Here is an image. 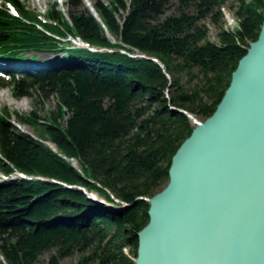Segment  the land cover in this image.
<instances>
[{"label":"trees","instance_id":"trees-1","mask_svg":"<svg viewBox=\"0 0 264 264\" xmlns=\"http://www.w3.org/2000/svg\"><path fill=\"white\" fill-rule=\"evenodd\" d=\"M104 1L66 0L67 15L54 2L41 16L0 0V64L12 95L34 89L57 102L43 123L37 110L14 113L36 138L0 112V264H36L51 250L47 264L86 250L80 264H134L148 201L167 186L171 160L195 128L187 117L212 116L264 22V0L230 2L232 33L220 25L229 0ZM44 52L61 57H27ZM183 76L201 85L188 88Z\"/></svg>","mask_w":264,"mask_h":264},{"label":"water","instance_id":"water-1","mask_svg":"<svg viewBox=\"0 0 264 264\" xmlns=\"http://www.w3.org/2000/svg\"><path fill=\"white\" fill-rule=\"evenodd\" d=\"M148 204L134 264H264V22Z\"/></svg>","mask_w":264,"mask_h":264},{"label":"rangeland","instance_id":"rangeland-1","mask_svg":"<svg viewBox=\"0 0 264 264\" xmlns=\"http://www.w3.org/2000/svg\"><path fill=\"white\" fill-rule=\"evenodd\" d=\"M20 3L25 5L29 11L39 14L41 16H44L45 13L50 10V6L52 3L57 2L58 3V9L63 12L64 15H67V6H66V0H18ZM101 2H106L104 0H100ZM230 2H233V0H229L228 3L223 5L220 8L221 13V26L222 28L227 31H233L236 32L239 29L235 25V22L237 19L235 18V10L232 8H229ZM85 7L91 10L90 5L91 3L88 1H83ZM175 5V1L172 3V6H170L169 11H167L165 16L170 15L173 13V7ZM204 24L208 28V41L217 43L218 44V29L212 26L209 20L204 21ZM232 33V32H230ZM107 36L111 39L112 42H114V39L110 37V35L107 34ZM71 38H69L70 40ZM72 41V40H70ZM74 41V40H73ZM138 55L137 53H135ZM35 56L37 61L44 62V63H56L57 60L61 57L60 54H49V53H30L27 54V57ZM140 56V55H139ZM132 58H135L136 56L132 55ZM3 78V77H0ZM182 83H185V85L190 88L193 85H201V82L199 80L194 81H188V78L183 76ZM11 84L8 78L0 79V112L3 110H7L10 114V120L8 121L16 130L20 131L21 133L31 136L33 138H36V132L33 129H30L26 126H19L17 124V120L14 116V113H18L20 115H27L35 110H37V120L38 122L43 123V119L45 116L50 114L51 112H55L57 108V102L53 98L45 99L42 96H40L36 90L31 89L26 97H15L12 95V89ZM192 119H191V118ZM192 125L196 127L197 124H202L204 122L203 119H196L192 116L187 117ZM76 168L78 166L74 164ZM2 175H0V178ZM161 192V191H160ZM96 197V195H93ZM97 198V197H96ZM112 198V197H111ZM103 201V199H102ZM114 205H118V201L113 200ZM118 202V203H117ZM122 204V203H121ZM119 205L118 207L120 208ZM92 253L91 250H86L84 252H75L71 257L64 259L61 261V264H80V261L82 258L88 257ZM54 254V251L51 250L49 252L44 253L36 264H47L50 257ZM96 264V263H93Z\"/></svg>","mask_w":264,"mask_h":264},{"label":"bare ground","instance_id":"bare-ground-1","mask_svg":"<svg viewBox=\"0 0 264 264\" xmlns=\"http://www.w3.org/2000/svg\"><path fill=\"white\" fill-rule=\"evenodd\" d=\"M90 6H91V5H90ZM90 8H91V7H90ZM91 12H94L92 8H91ZM94 13H95V12H94ZM95 15H96V14H95ZM96 17H97V15H96ZM97 18H98V17H97ZM120 52H121L122 54H124V55L130 57L129 54H127V53H125V52H123V51H120ZM132 55L136 56L135 59H137V58H140V59H141V58L144 57V56H139V55H136V54H132ZM130 58H131V57H130ZM199 125H200V124H197L196 127L199 126ZM113 202H114V201H113ZM117 203H118V202H117ZM119 204H121V203H118V205H119ZM121 205H122L123 207L125 206V205H123V204H121Z\"/></svg>","mask_w":264,"mask_h":264}]
</instances>
